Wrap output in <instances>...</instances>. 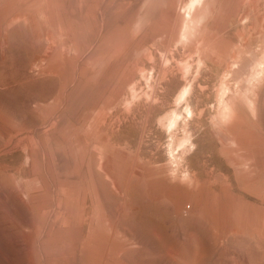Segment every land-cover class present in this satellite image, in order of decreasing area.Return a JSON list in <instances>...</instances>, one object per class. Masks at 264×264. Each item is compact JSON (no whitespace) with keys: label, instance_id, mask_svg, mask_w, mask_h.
Wrapping results in <instances>:
<instances>
[{"label":"rangeland","instance_id":"1","mask_svg":"<svg viewBox=\"0 0 264 264\" xmlns=\"http://www.w3.org/2000/svg\"><path fill=\"white\" fill-rule=\"evenodd\" d=\"M0 264H264V0H0Z\"/></svg>","mask_w":264,"mask_h":264},{"label":"bare ground","instance_id":"2","mask_svg":"<svg viewBox=\"0 0 264 264\" xmlns=\"http://www.w3.org/2000/svg\"><path fill=\"white\" fill-rule=\"evenodd\" d=\"M196 1V0H195ZM191 3H192V1H191ZM194 3V2H193Z\"/></svg>","mask_w":264,"mask_h":264}]
</instances>
